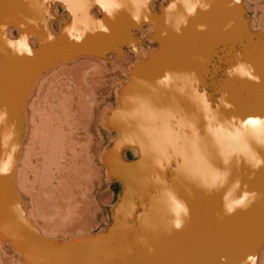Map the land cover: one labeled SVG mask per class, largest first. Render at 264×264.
I'll return each instance as SVG.
<instances>
[{
    "label": "bare ground",
    "instance_id": "obj_1",
    "mask_svg": "<svg viewBox=\"0 0 264 264\" xmlns=\"http://www.w3.org/2000/svg\"><path fill=\"white\" fill-rule=\"evenodd\" d=\"M20 1L0 4V264H264V37L245 1ZM240 57L251 68L214 108L211 76ZM89 96L83 156L41 100L75 113ZM25 160L49 212L38 229L14 188ZM90 205L94 227L70 228Z\"/></svg>",
    "mask_w": 264,
    "mask_h": 264
},
{
    "label": "rangeland",
    "instance_id": "obj_2",
    "mask_svg": "<svg viewBox=\"0 0 264 264\" xmlns=\"http://www.w3.org/2000/svg\"><path fill=\"white\" fill-rule=\"evenodd\" d=\"M91 1H94V0H90L89 3H92L93 4V7H95V9H97V8L99 9V7H98L99 6V3H97L96 1L93 3ZM244 1H245L246 7L249 9L250 14H251V16L253 18V25H254V29H255L253 31V33H255V34L260 33L264 37V13L261 11L260 5L257 2L258 0H244ZM20 2H21L20 0H0V4L1 5H4L5 7H7L10 4L12 6H16L17 7ZM4 6L0 7V13L3 11L2 9L4 8ZM234 66H235L236 69L234 68ZM207 68H208V66H207ZM250 68H251L250 67V63H248L245 60V57H240L238 59V61L236 62V64H233V65L231 63L225 64V68L222 70L221 74L216 75V76H211L212 77V82L209 84L208 97H210V102L213 104L212 106L214 108H216V107L218 108L219 105L221 104L222 100L226 96V93H225L226 90H227L226 89V86H229L226 83H230L231 82L230 80H232L234 77H236L237 74L240 76L239 79H241V77H243L241 75L243 73L245 74V72H243V71L249 70ZM38 69H39V67L34 68V70H35L34 72L38 71ZM233 70H235L237 72H235ZM90 72L93 75L94 74V69L91 68L90 69ZM233 72H235V75H236V76L234 75V77H233V75H230ZM226 73L228 75H226ZM228 76L230 77V80H229ZM224 82H226V83H224ZM221 84L223 85L222 87L224 89L221 87ZM247 95L248 94H246V92H243V96H247ZM218 96H219V98H218ZM92 101H93V99H92L91 96L83 98V103H84L83 108H82L83 110L80 109V110H78L75 113H74V111H71L68 107L66 109H63L62 107H60L59 105H57L55 107V109H54L55 114H52V112H50L51 109H49V107H48L47 100H46V102H45V100H41V105H42L41 107L42 108L41 107L40 108L43 109V110H45V112H46V115H47V121L46 122H50L51 121L50 123H51V126H53V128H56L57 130H60L61 132L65 133V134H68L69 132H71L70 134L75 135L78 138V140L80 141V145H81V149H82V152H83V156H85L86 151H87V148H86V146L88 144V142H87L88 137L87 136L90 137V135L91 136L93 135ZM246 101H247V99L244 102L246 103ZM251 101H253V100L252 99L251 100L248 99L247 103L248 102H251ZM35 105H37V103ZM215 105H216V107H215ZM47 110H49V111L47 112ZM35 118L38 119L37 116H35ZM60 119H62V120H60ZM64 127L67 130H65ZM13 136H17V134L15 133V135H13ZM89 154H90V157H91L92 152L90 151ZM6 156H8V155H6ZM33 159H36L35 155L33 156ZM39 159H40V157H39ZM26 162H27V160H25L22 163L21 174H24V173L25 174L24 175H21V177L23 176V177H27V178H24V179L21 178L23 180H21V182H20V184H22L23 186H25V188L22 187V186H21L22 187L21 188L20 185H19L20 188L19 187H16V186H18L17 185L18 183H16V179L14 180V184H16L14 188H15V191H16V194H17L18 198L20 199V203H21L20 207L21 208L18 207V205L15 204L14 200L11 199L10 196H5L4 197V200H5L4 203H5V205H7L6 207H8V209L6 208L7 209L6 212H7L8 215H9V212L11 210L12 211L10 213H12L13 210H14V212L12 214H10L11 215V217H10L11 219H12V217L15 218V215H17L16 217H18L19 212H18L17 208L18 209L20 208L21 211H22V214H21L22 215V220H25V223L26 224H30V225H32V226H34V227H36L38 229V228H40L42 226L41 224H43L46 221L47 218L45 217V215H47L49 212L46 211L43 207H41L42 204L38 202L37 193L39 191H42L41 190L42 187L39 184V178H36V174L33 172L32 168L29 165H26L27 164ZM0 164H1V162H0ZM15 166H16V168L18 166H20L19 161L16 162ZM24 166H25V169L26 170H24ZM83 167H84L83 168L84 169V172H86V170H85L86 168L88 169L87 174H86L87 180L85 179V177L83 175L82 178H81V182H82L81 185L82 186L79 189L80 191L77 190V189H75L76 190V194L79 193V200H80V205H81L82 209L85 206V204L83 203V201H86L87 199H91V194H92L91 193V181H92V171H91V169H92V164L91 163H88V162H83ZM26 172H27V174H26ZM14 178H15V176H14ZM25 181H27V182L25 183ZM86 181L88 183L87 189L85 188ZM18 189L22 193L24 192V194H22ZM36 190L37 191L39 190V191L37 192ZM27 192H28V194H27ZM24 196L26 198H24ZM40 196L41 197L44 196L43 193H41ZM33 197H34V199L32 200ZM46 197L49 198V194L48 193H46ZM46 197L45 196L43 197L44 202L46 201ZM27 198H28L29 201L27 200ZM47 205H49V204L47 203ZM28 209H29V211H27ZM41 212H42V214H41ZM78 214H79V211L77 210V211L74 212L73 217L69 216L67 218V220H69V222L72 223L70 228H72L73 230H77V229L80 228L83 231H89L91 229V227L92 228L94 227L93 226L94 225V221L97 220L96 219V215H98V213H95V208L92 205H90V207L88 208V210H86L84 212L83 219L81 221L78 220V217H79ZM28 215H30V216H28ZM41 216H42V218H41ZM48 216H49V214L47 215V217ZM43 217H44V222H43ZM55 219L56 220L54 221V225L56 224V226H61V222L62 221L59 218H55ZM33 221H34V223H33ZM66 226H69V225H66ZM26 228H28V226ZM22 230H24V229L21 228V231ZM0 235H1V230H0ZM44 236L45 237H48L46 235H44ZM6 246H7L6 238H4L1 235L0 236V252L1 251H4ZM10 246L12 247V249L10 250V252H11L10 254L11 255L19 252V250L17 251V249H15V247H14L13 244H11ZM19 253L21 254V252H19Z\"/></svg>",
    "mask_w": 264,
    "mask_h": 264
},
{
    "label": "snow or ice",
    "instance_id": "obj_3",
    "mask_svg": "<svg viewBox=\"0 0 264 264\" xmlns=\"http://www.w3.org/2000/svg\"><path fill=\"white\" fill-rule=\"evenodd\" d=\"M250 123H254V122H250Z\"/></svg>",
    "mask_w": 264,
    "mask_h": 264
},
{
    "label": "clouds",
    "instance_id": "obj_4",
    "mask_svg": "<svg viewBox=\"0 0 264 264\" xmlns=\"http://www.w3.org/2000/svg\"><path fill=\"white\" fill-rule=\"evenodd\" d=\"M179 227V225H177Z\"/></svg>",
    "mask_w": 264,
    "mask_h": 264
}]
</instances>
